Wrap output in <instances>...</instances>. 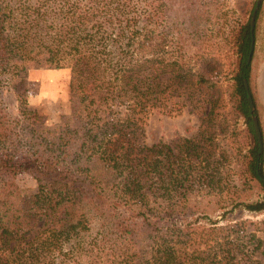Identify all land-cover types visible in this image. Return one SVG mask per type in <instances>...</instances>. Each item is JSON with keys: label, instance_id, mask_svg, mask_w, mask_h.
I'll use <instances>...</instances> for the list:
<instances>
[{"label": "trees", "instance_id": "obj_1", "mask_svg": "<svg viewBox=\"0 0 264 264\" xmlns=\"http://www.w3.org/2000/svg\"><path fill=\"white\" fill-rule=\"evenodd\" d=\"M255 1L0 0V264H264V218L239 213H264ZM62 68L47 126L28 72ZM186 106L193 135L144 142L150 111Z\"/></svg>", "mask_w": 264, "mask_h": 264}, {"label": "rangeland", "instance_id": "obj_2", "mask_svg": "<svg viewBox=\"0 0 264 264\" xmlns=\"http://www.w3.org/2000/svg\"><path fill=\"white\" fill-rule=\"evenodd\" d=\"M225 6L230 8L228 10L232 8L230 3ZM252 70L255 75L254 86L264 128V9L260 14L256 31ZM70 81V68L32 69L28 72L27 102L29 107L41 115L45 125L51 126L59 122L69 112ZM7 104L11 110H14L16 102L11 95H7ZM198 115L189 106L184 107L180 113L170 115L156 110L150 111L145 124L144 142L146 144L158 141L173 143L179 137L193 135L200 123ZM16 181L24 189L35 186L34 179L25 172L18 173ZM238 212V209H234L231 215L235 217ZM239 213L244 218H264V213L256 216L245 211Z\"/></svg>", "mask_w": 264, "mask_h": 264}, {"label": "water", "instance_id": "obj_3", "mask_svg": "<svg viewBox=\"0 0 264 264\" xmlns=\"http://www.w3.org/2000/svg\"><path fill=\"white\" fill-rule=\"evenodd\" d=\"M261 2H262V0H256L252 14H251V17H250V22H249L250 23V42H249V48L247 51L246 64H249L251 62V58H252V54H253L254 43H255V39H254L255 18H256V13H257L258 7H259ZM243 83H244V87H245V90L247 93V102H248L249 110L252 113L251 114V120H252V124L254 127L255 135L257 138L258 154H260L262 152L261 131H260V127L258 124L257 117L253 114L254 104H253L252 96H251V93L249 91V86H248V82H247L246 78L243 79ZM258 175H259L260 179L264 181V178L259 174V172H258Z\"/></svg>", "mask_w": 264, "mask_h": 264}]
</instances>
